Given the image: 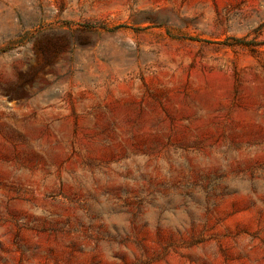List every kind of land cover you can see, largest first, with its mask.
<instances>
[{"label":"rangeland","instance_id":"374dc122","mask_svg":"<svg viewBox=\"0 0 264 264\" xmlns=\"http://www.w3.org/2000/svg\"><path fill=\"white\" fill-rule=\"evenodd\" d=\"M0 264H264V0H0Z\"/></svg>","mask_w":264,"mask_h":264}]
</instances>
